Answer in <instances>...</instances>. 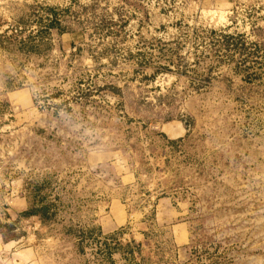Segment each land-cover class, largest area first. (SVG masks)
<instances>
[{"label": "rangeland", "instance_id": "1", "mask_svg": "<svg viewBox=\"0 0 264 264\" xmlns=\"http://www.w3.org/2000/svg\"><path fill=\"white\" fill-rule=\"evenodd\" d=\"M0 236L264 264V0H0Z\"/></svg>", "mask_w": 264, "mask_h": 264}, {"label": "crops", "instance_id": "2", "mask_svg": "<svg viewBox=\"0 0 264 264\" xmlns=\"http://www.w3.org/2000/svg\"><path fill=\"white\" fill-rule=\"evenodd\" d=\"M106 226L115 227L114 221L107 223ZM109 228V227H108ZM48 264L44 258L41 257L39 250L36 248H28L13 253V245L6 243L2 236H0V264Z\"/></svg>", "mask_w": 264, "mask_h": 264}]
</instances>
